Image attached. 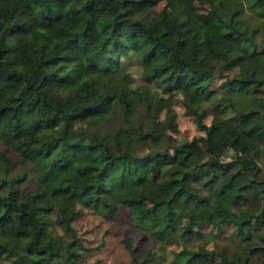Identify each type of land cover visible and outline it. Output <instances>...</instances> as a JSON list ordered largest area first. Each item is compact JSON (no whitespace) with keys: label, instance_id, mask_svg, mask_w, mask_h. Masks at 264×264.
<instances>
[{"label":"trees","instance_id":"obj_1","mask_svg":"<svg viewBox=\"0 0 264 264\" xmlns=\"http://www.w3.org/2000/svg\"><path fill=\"white\" fill-rule=\"evenodd\" d=\"M159 1L0 0V141L37 182L21 193L26 173L8 174L0 154V261L69 264L66 210L95 204L180 245L172 262L148 264H264V0H208L205 13ZM244 5L261 20L244 19ZM130 48L143 84L114 58ZM172 89L198 137L169 130ZM225 224L234 235L211 247L193 238Z\"/></svg>","mask_w":264,"mask_h":264},{"label":"rangeland","instance_id":"obj_2","mask_svg":"<svg viewBox=\"0 0 264 264\" xmlns=\"http://www.w3.org/2000/svg\"><path fill=\"white\" fill-rule=\"evenodd\" d=\"M165 5V1L161 0L156 4L155 9L161 10ZM193 9L199 13H205L210 8L208 0H192ZM244 12L241 14L244 19L257 23L260 21L254 11L244 5ZM263 20V19H262ZM264 28V20L260 21ZM115 60L121 62L122 66L128 71L133 80L134 85L145 83L144 76L146 70L137 62L136 54L133 49L125 51L117 50L114 52ZM66 71V70H65ZM221 79L216 78L210 86V90L217 96L222 94L219 87ZM154 90H161L160 86L151 83ZM163 95H168L169 92L160 91ZM173 95L172 107L174 117L169 121V130L175 128L174 136L181 139H192L198 137L203 132L198 129L192 120L191 115L185 111L183 105V92L181 90H170ZM241 97L245 102V97ZM211 102H206L205 106H211ZM160 117L164 118L165 113L162 111ZM166 118V117H165ZM211 116L207 115L205 121L208 123ZM78 126V125H77ZM0 154L10 157V165L8 174L15 175L25 172L26 175L22 180L18 181L21 193H27L36 186V178L31 170V163L23 160L19 155L15 154L4 142L0 141ZM229 157H223V160H228ZM5 165L0 157V176L3 175ZM18 186V185H17ZM78 211L74 209L66 210V217H72L73 227L75 230V241L71 247L69 255V264H133L131 261L132 252L137 259L142 260L140 264H148L153 261L172 262L173 251H178L180 245H169L160 241L153 240L148 235V226L136 227L129 223L127 211L119 206L118 210L110 217L104 215L100 208L95 204L78 205ZM76 214V215H75ZM54 216V214H52ZM200 235H195L193 238L197 242L204 240L208 242L207 247H211L210 237L212 235L231 237L234 235L235 229L231 224H225L219 227L205 225L196 228ZM22 243V241H20ZM17 242L18 244L20 243ZM12 243V242H11ZM8 257L0 261V264H26L22 260Z\"/></svg>","mask_w":264,"mask_h":264}]
</instances>
